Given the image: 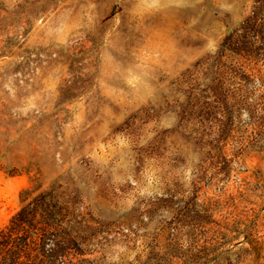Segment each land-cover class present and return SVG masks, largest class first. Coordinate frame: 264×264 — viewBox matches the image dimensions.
I'll return each instance as SVG.
<instances>
[{"label":"rangeland","instance_id":"obj_1","mask_svg":"<svg viewBox=\"0 0 264 264\" xmlns=\"http://www.w3.org/2000/svg\"><path fill=\"white\" fill-rule=\"evenodd\" d=\"M254 4L0 0V228L42 193L75 264H264Z\"/></svg>","mask_w":264,"mask_h":264},{"label":"trees","instance_id":"obj_2","mask_svg":"<svg viewBox=\"0 0 264 264\" xmlns=\"http://www.w3.org/2000/svg\"><path fill=\"white\" fill-rule=\"evenodd\" d=\"M264 0H255L251 13L241 25L242 34L225 39L228 47L239 54L264 56ZM229 40V41H228ZM260 56V55H259ZM24 201L23 199H21ZM60 206L39 193L27 199L0 228V264H75L69 244L75 241L63 228ZM66 258V259H65Z\"/></svg>","mask_w":264,"mask_h":264}]
</instances>
